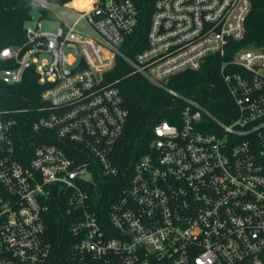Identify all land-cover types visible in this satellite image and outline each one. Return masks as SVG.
<instances>
[{
	"label": "built area",
	"instance_id": "1",
	"mask_svg": "<svg viewBox=\"0 0 264 264\" xmlns=\"http://www.w3.org/2000/svg\"><path fill=\"white\" fill-rule=\"evenodd\" d=\"M30 3L59 26L25 24V41L0 50L14 64L3 82L34 67L46 84L35 109L0 111V264H264V44L233 46L253 0H155L134 55L123 48L139 26L135 0ZM214 57L228 120L168 86ZM118 60L185 105L155 125L106 203L98 188L121 175L113 151L129 116L111 79ZM55 196L68 206L59 245L44 217Z\"/></svg>",
	"mask_w": 264,
	"mask_h": 264
},
{
	"label": "trees",
	"instance_id": "2",
	"mask_svg": "<svg viewBox=\"0 0 264 264\" xmlns=\"http://www.w3.org/2000/svg\"><path fill=\"white\" fill-rule=\"evenodd\" d=\"M155 0H135L139 10V26L135 33L127 37L123 50L134 55L146 44V33L154 10ZM246 20L244 38L233 43L235 48L259 47L264 44V0H253ZM33 9L30 0H0V50L5 46L19 45L26 39L24 25ZM11 61L0 59V71L13 66ZM220 60L210 59L200 70H186L173 75L168 86L185 97L193 98L224 120H228L232 101L221 76ZM111 79L118 85L129 110L128 120L122 136L113 151V161L122 170L119 178L110 179L100 185L101 199L110 203L117 197L123 184L141 156L150 151V144L156 137L154 127L161 121L176 122L180 119L185 105L182 99L173 97L165 89L151 84L140 74L132 73L123 61L111 72ZM46 84L39 81L34 67L27 70L23 82L7 84L0 78V111H14L20 108L33 110L42 104L41 93ZM27 130L31 132V123ZM45 213L47 236L55 245L69 235L65 221L67 205L64 198L55 196Z\"/></svg>",
	"mask_w": 264,
	"mask_h": 264
},
{
	"label": "rangeland",
	"instance_id": "3",
	"mask_svg": "<svg viewBox=\"0 0 264 264\" xmlns=\"http://www.w3.org/2000/svg\"><path fill=\"white\" fill-rule=\"evenodd\" d=\"M41 12L40 10L35 7L32 9L31 11V19H29L27 21V25H33L36 21L41 20L43 23V28L44 30H48V31H55L57 30L58 26H59V22L57 20H48L45 19L43 17H41Z\"/></svg>",
	"mask_w": 264,
	"mask_h": 264
},
{
	"label": "water",
	"instance_id": "4",
	"mask_svg": "<svg viewBox=\"0 0 264 264\" xmlns=\"http://www.w3.org/2000/svg\"><path fill=\"white\" fill-rule=\"evenodd\" d=\"M44 45V42H42L39 46L41 47V46H43Z\"/></svg>",
	"mask_w": 264,
	"mask_h": 264
}]
</instances>
